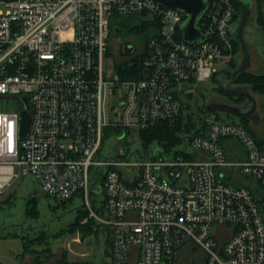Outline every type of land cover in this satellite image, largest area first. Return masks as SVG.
I'll return each instance as SVG.
<instances>
[{
    "label": "built area",
    "instance_id": "obj_1",
    "mask_svg": "<svg viewBox=\"0 0 264 264\" xmlns=\"http://www.w3.org/2000/svg\"><path fill=\"white\" fill-rule=\"evenodd\" d=\"M205 1L204 40L191 44L181 28L190 16L156 0H0V197L31 174L60 203L81 198V223L106 232L108 264H180L187 245L204 252L190 256L197 264H264L261 124L211 111L181 152L143 147L131 159L133 133L141 142L142 131L177 124L188 90L234 57L235 2ZM125 17L153 30L121 57L112 40ZM131 58L137 76L121 77L117 61Z\"/></svg>",
    "mask_w": 264,
    "mask_h": 264
},
{
    "label": "rangeland",
    "instance_id": "obj_2",
    "mask_svg": "<svg viewBox=\"0 0 264 264\" xmlns=\"http://www.w3.org/2000/svg\"><path fill=\"white\" fill-rule=\"evenodd\" d=\"M259 3L257 0L245 28L244 38L252 59V66L249 71L261 74L264 73V39L258 26L257 18L259 14L264 15V0L262 4L259 5ZM125 18L130 28L123 33V36L113 37L112 47L115 52L118 43L123 38L131 41L137 40L140 42L141 48L144 46L143 36L131 29L137 22H135V18ZM235 27L236 24H233L231 28L233 32ZM241 58L242 50L240 49V62ZM119 60L121 61V59ZM226 68L227 64L217 65L219 73L216 75V81L210 80L194 89L188 90V94H192L194 98L191 104L192 111L195 112L196 116H200L199 110L204 104L207 105L208 103L221 100L229 102V100L221 97L215 91L218 86H226L229 83L227 76L223 74ZM183 85L189 87L188 83ZM252 94L257 102V110L262 116L260 125V129H262L264 127V95ZM221 121L241 123L240 118L229 114H221ZM131 139L133 140L128 145L132 154L131 159L135 160L136 158L133 154L138 155L139 151L144 152V148L135 133L131 135ZM119 145V143L114 142L110 146V152L113 155L116 154ZM106 148L107 146L105 145L104 150ZM157 149L158 146L155 145L149 151L153 154L157 152ZM237 150L243 152L244 148L238 143ZM229 158L232 159V155H229ZM241 181L245 185L249 184L246 179ZM30 198L37 199L39 215L28 216L26 214L27 203ZM83 206V200L79 197L73 198L72 201L60 203L55 198L44 195L40 183L31 174L16 180L0 197V264H35L34 259L36 256L44 253L47 249L50 252L40 257L41 264H58L60 260L64 259L70 262L80 261L87 254L89 255L87 259L91 264H108L109 258L105 255V250L109 247L105 244L106 232L103 233L102 228L96 233H91L87 229L85 237H83L84 233L80 230L67 232L70 229V224L75 222L80 215L77 208L81 211ZM76 238H80V242L75 241ZM38 240H43L44 243ZM25 243L28 245L27 249L25 248ZM186 255L194 256L200 261L204 256V252L198 247L187 245L178 253L180 264H183V258ZM199 264L202 263L200 262Z\"/></svg>",
    "mask_w": 264,
    "mask_h": 264
},
{
    "label": "trees",
    "instance_id": "obj_3",
    "mask_svg": "<svg viewBox=\"0 0 264 264\" xmlns=\"http://www.w3.org/2000/svg\"><path fill=\"white\" fill-rule=\"evenodd\" d=\"M234 2V0H232ZM259 5L262 4L263 0H258ZM258 5V7H259ZM238 19V16H236L235 20ZM136 22V20H135ZM258 26L262 32V36L264 39V15L259 14L257 18ZM116 28L123 29L124 32H127L129 30V26L127 24V20L118 22L116 24ZM133 31L138 33L139 35H142L144 39V43L147 42L148 36L150 32L153 30V26L149 24L148 22H142L138 23L136 22L133 27L131 28ZM241 49V46L239 42L236 40L235 36H233V53L234 57L228 62L227 68L224 71V75L227 76L228 80H231L232 73L238 68L239 66V51ZM135 62V64L130 66L131 63ZM116 66L118 68V71L120 72L121 77H129V78H135L137 76V58H131L127 60H121L117 61ZM216 75L215 74L212 78V80L216 81ZM234 87H244L251 91L254 94L257 95H264V73H254L251 71H245L243 73H240L234 82ZM217 94H219L221 97L229 100V102H232L233 104L239 105L244 102L246 97L242 94H239L234 91H229L227 89V85L223 86L220 85L215 90ZM182 98V96H181ZM185 100H183L182 104V111L181 117L178 120V123L175 125H170L169 123H160L159 125L152 127L148 130L141 132V144L145 149L150 148L151 146H158L162 151H176L181 152V149L185 139L188 138L191 134H193L199 127L202 126V120L204 115V109L206 104H204L200 108V116H196L195 112L192 111V100L194 99L192 94H186ZM212 113L211 111L209 114ZM243 124L246 126L249 125L248 120L241 119ZM250 133L252 136L259 142H263V138L258 136V134L253 130L249 128ZM37 199L36 198H30L27 203V209L26 214L28 216H36L39 215L38 207H37ZM79 216L77 217V220L70 224L69 230L67 232H75L80 230L82 233H85L90 230L91 233L98 232V229L96 225L92 222L82 225L81 221L83 218L86 217L87 212L83 209L80 211L78 209ZM88 229V230H87ZM41 241V240H38ZM42 243L43 240L41 241ZM33 245V244H32ZM25 248H28L27 243H25ZM50 252L49 249H47L44 253H40L36 256L34 259L35 264H41L40 257L44 255L45 253ZM63 259V258H62ZM68 260H60L58 264H64Z\"/></svg>",
    "mask_w": 264,
    "mask_h": 264
},
{
    "label": "water",
    "instance_id": "obj_4",
    "mask_svg": "<svg viewBox=\"0 0 264 264\" xmlns=\"http://www.w3.org/2000/svg\"><path fill=\"white\" fill-rule=\"evenodd\" d=\"M159 4L176 9L189 15V19L182 25V32L184 39L191 44H198L204 40L203 34L197 28L198 22L204 16L208 9V4L205 0H156ZM241 8V17L237 23L234 36L239 42L242 50V58L238 68L232 73L231 80L227 84V89L229 91H234L242 94L247 99V104L245 106H233L225 103H208L204 109V116L210 111L222 112L225 114L232 115L241 119H251L253 124L258 127L262 122V116L257 110V102L251 91L244 87H232L235 82L236 77L245 71H248L252 66V59L249 47L244 38L245 28L250 20V15L253 10L254 2L253 0H236ZM137 50V45L133 41L124 42L121 44L120 55L122 57L131 56ZM25 104L27 100L24 99ZM32 116L28 112L26 107L21 114L19 135L21 139H25L30 131ZM193 264H195V259H192Z\"/></svg>",
    "mask_w": 264,
    "mask_h": 264
},
{
    "label": "flooded vegetation",
    "instance_id": "obj_5",
    "mask_svg": "<svg viewBox=\"0 0 264 264\" xmlns=\"http://www.w3.org/2000/svg\"><path fill=\"white\" fill-rule=\"evenodd\" d=\"M234 2H235V4H236V9H237V12H238V20H237V23L239 22V20H240V17H241V8H240V6L238 5V3H237V1L236 0H234ZM253 2H254V6H253V9H254V7H255V5H256V3H257V0H253ZM253 11V10H252ZM126 19H122L121 21L123 22V21H125ZM123 33H124V31H123V29H117L116 30V34H115V37H120V36H123ZM124 39V38H123ZM122 39V41H120L119 43H118V46H117V52H118V54H119V56H121L120 55V51H121V44L122 43H124V42H128V41H131V40H123ZM122 57V56H121ZM216 103H225V104H229V105H233V106H245L246 104H247V99H245L244 100V102L243 103H241V104H239V105H236V104H233L232 102H227V101H224V100H221V101H218V102H216ZM248 120H251V119H248ZM252 121V120H251ZM183 264H193V261H192V258L190 257V256H185L184 258H183V262H182ZM195 264H197V262H195Z\"/></svg>",
    "mask_w": 264,
    "mask_h": 264
}]
</instances>
